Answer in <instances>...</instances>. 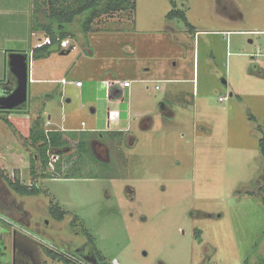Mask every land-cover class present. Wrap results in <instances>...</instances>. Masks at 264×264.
<instances>
[{"label":"rangeland","instance_id":"374dc122","mask_svg":"<svg viewBox=\"0 0 264 264\" xmlns=\"http://www.w3.org/2000/svg\"><path fill=\"white\" fill-rule=\"evenodd\" d=\"M39 1L31 19L45 24L48 0ZM133 2L88 31L86 15L66 25L69 49L34 51L49 39L34 30L33 48H25L27 103L14 114L49 120L48 129L72 141L70 153L73 140L87 145L73 177L40 178L35 196L9 195L26 214L7 216L0 264H12L14 239L36 264H264V204L250 194L264 182V0ZM172 11L186 22L168 17ZM76 79L84 91L65 92ZM105 79L134 80L130 117H155L148 133L133 125L132 145L107 131L109 117V128L118 127L129 104H108ZM63 92L70 103L61 102ZM162 104L175 118L161 122ZM2 120L0 150L15 137ZM93 139L109 146L93 151ZM19 145V164L5 158L0 169L29 184V152Z\"/></svg>","mask_w":264,"mask_h":264},{"label":"trees","instance_id":"16d2710c","mask_svg":"<svg viewBox=\"0 0 264 264\" xmlns=\"http://www.w3.org/2000/svg\"><path fill=\"white\" fill-rule=\"evenodd\" d=\"M42 3L39 0H34V16H38L40 13ZM47 4L49 12L45 16L48 19V22L44 24L33 20L35 25H33L32 30L34 31L38 29L44 32L46 36L49 37L50 44L35 48L34 51L46 52L47 46L59 43L61 44L64 39L71 35L68 31H66V25L71 24L79 16H87L82 25L83 29L88 31L93 21L99 16H111L114 13L123 11L127 7H134L133 0H48ZM175 16L182 18L186 22L185 15L182 12L172 11L168 15L170 18ZM65 52L67 51H62V53ZM15 111L17 110L0 111V114L8 127L14 133L19 143L29 152V175L32 182L29 184H23L17 176L10 179L0 169L2 185L7 192L6 194L0 196V212L6 216L19 215L22 218L26 212L15 199L7 202L9 195H12L13 198L14 194L20 196H35L40 192V189L35 184L36 180L40 178L55 179L59 178L58 176L60 175H63L64 178L73 177L74 173L71 172L72 166L75 163L73 160L78 159L81 152L85 151L87 142L84 140H76L75 149L78 148L79 153L77 156H73V153L68 154L71 148L68 141L62 137L61 132L63 131L45 130L43 128L41 118L34 121L33 125L29 129L28 136L23 137L4 116ZM252 118L253 117H251V119ZM259 151L261 155L264 156V136L259 139ZM54 154L59 157V160L54 164L53 171L49 172L50 158ZM71 157L74 158L72 159ZM250 194L258 196L264 204V182L260 183L257 190H255V192H251ZM54 215L55 218L59 220L62 217L61 212H56Z\"/></svg>","mask_w":264,"mask_h":264},{"label":"crops","instance_id":"0c3cea01","mask_svg":"<svg viewBox=\"0 0 264 264\" xmlns=\"http://www.w3.org/2000/svg\"><path fill=\"white\" fill-rule=\"evenodd\" d=\"M31 3L32 0H0V69L4 70L5 74L4 77H2L0 79V98L7 96L8 94H10L16 87V79L14 77L13 74H11L10 70H9V66H8V57L11 53L14 52H19V53H25L26 54V49L27 48H33V36H34V31L32 30V11H31ZM12 6H14L13 10L19 11L20 16L19 19H14V17H12ZM13 14V15H16ZM18 23H14L17 22ZM228 33V32H227ZM8 46H14V47H10V49H8ZM17 46V47H15ZM71 46H69L70 48ZM15 48V49H14ZM26 48V49H25ZM68 48V49H69ZM69 50H67L66 53H68ZM62 54V52H61ZM7 70V73L6 71ZM107 81H109V89H108V104H112V103H117L118 105H122L124 103V100L126 99L128 101L129 107L127 109V111L124 113L119 110L120 113V117L116 120H114V124H116L118 127L115 128H109L110 123L112 122V120L109 119L107 120V125H108V129L107 131L111 132V133H117L118 136L122 137V139H125V143H128L129 145H132V143H134L136 141V136L134 134V132L132 131V127L133 125H135V127L141 131V132H150L154 125H155V117L152 115H142L139 117H135V118H131L130 117V100L131 98L134 97V89H133V83L134 80H129V79H122V80H110V79H105ZM76 81H80L78 79L73 80V81H69L66 85L67 87L69 86V88H65V92H68L69 90H73L76 94H81L85 88L84 83H82L81 87H77L75 86L74 82ZM122 81H131V85L130 87H126V88H122L120 87L119 83ZM157 81H163V82H167V80H157ZM50 94H47L48 97ZM231 95V94H230ZM61 102L63 101V103H70L71 100L67 99V97L64 96V92L60 94L59 96ZM18 111V109H15ZM109 110V108H108ZM2 111V110H0ZM15 111V112H17ZM13 113L7 114L5 116V118L14 126V128L16 129V131L22 135L23 137H27L28 133H29V129H30V125L31 122L34 120H36V118H31L29 119L28 117L23 118L24 120H20L17 118V116ZM124 114V115H122ZM1 115V114H0ZM110 115V114H109ZM160 116H161V122H166V119H173L175 118V112L172 110L171 105L169 104H162L161 105V110H160ZM2 115L0 116V127L1 125H3V120H2ZM48 119H51V116L48 115ZM132 119V120H130ZM32 120V121H31ZM20 122V123H19ZM47 122L50 123V121H46L43 120V125L46 126V128H44L45 130H59V128L54 127V128H50L48 129L47 127L52 126L51 123L49 125H47ZM126 123V125L124 126H120V124ZM21 124V125H20ZM6 125V124H5ZM82 125V123H81ZM7 126V125H6ZM21 126V127H20ZM134 127V128H135ZM22 128H24L25 131H21ZM70 129V128H69ZM60 130H63V128H61ZM93 133H97V132H93ZM125 137H124V136ZM14 139L16 137H13ZM11 140V146L7 145L5 146L3 149L1 148L0 150V160H4L5 158L8 159L9 163L11 164H19V160L20 158L18 156H16V152L20 151V145H19V141L15 140ZM75 142H77L76 140H73ZM99 144L103 147H108L109 143L108 142H101L100 140H91V147L94 151V145L95 144ZM21 151L22 147H21ZM95 154V152H94ZM29 160H30V156H29ZM59 160V157L57 155H52L50 158V163H49V172L53 171V167L54 164ZM8 163V165H9ZM0 165H1V161H0ZM29 166H30V162L28 164V166L26 168H28L29 170ZM25 169V167H24ZM22 173V170L20 171V174ZM29 173V172H28ZM29 175V174H28ZM21 181V180H20ZM16 235V234H15Z\"/></svg>","mask_w":264,"mask_h":264},{"label":"water","instance_id":"95a60500","mask_svg":"<svg viewBox=\"0 0 264 264\" xmlns=\"http://www.w3.org/2000/svg\"><path fill=\"white\" fill-rule=\"evenodd\" d=\"M8 66L16 79L15 89L5 97L0 98V110L11 111L27 103L28 66L25 53L14 52L8 57Z\"/></svg>","mask_w":264,"mask_h":264},{"label":"built area","instance_id":"2783aa9c","mask_svg":"<svg viewBox=\"0 0 264 264\" xmlns=\"http://www.w3.org/2000/svg\"><path fill=\"white\" fill-rule=\"evenodd\" d=\"M228 34H229V33H227V35H228ZM46 44H50V40H49V39H47ZM60 45H61V47L64 48V49H68V48H69V46H68V44L66 43V41H62ZM74 84H75V86H77V87H81V86H82V82H81V81H76V82H74ZM119 85H120V87H122V88L130 87V85H131V81H122V82L119 83ZM224 100H225V98H219V101H224ZM49 124H50V123L47 122V125H49ZM82 125H83V123H82ZM67 141H68V140H67ZM69 142H72V141L70 140V141H68V143H69ZM73 142L76 144L75 141H73ZM71 151H72V150H71ZM73 152H74V150H73ZM73 152H72V153H73ZM68 154H70V152H69ZM8 225H10V223H9V221H8V219H7V216L4 215V214H2V213L0 212V240L4 237V235H3L4 226H8ZM13 233H14V235H15V234H16V231L14 230ZM3 251H4L3 246H2L1 243H0V260H1V257H2V255H3Z\"/></svg>","mask_w":264,"mask_h":264},{"label":"flooded vegetation","instance_id":"af4514ba","mask_svg":"<svg viewBox=\"0 0 264 264\" xmlns=\"http://www.w3.org/2000/svg\"><path fill=\"white\" fill-rule=\"evenodd\" d=\"M13 251L14 254H13L12 264H36L32 255L22 246L18 245L15 239H14Z\"/></svg>","mask_w":264,"mask_h":264}]
</instances>
